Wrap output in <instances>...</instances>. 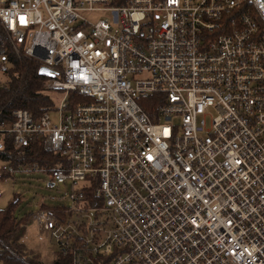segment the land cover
Masks as SVG:
<instances>
[{"label":"built area","instance_id":"1","mask_svg":"<svg viewBox=\"0 0 264 264\" xmlns=\"http://www.w3.org/2000/svg\"><path fill=\"white\" fill-rule=\"evenodd\" d=\"M9 51L57 107L5 117ZM0 134L61 158L71 264H264V1L0 0Z\"/></svg>","mask_w":264,"mask_h":264},{"label":"trees","instance_id":"2","mask_svg":"<svg viewBox=\"0 0 264 264\" xmlns=\"http://www.w3.org/2000/svg\"><path fill=\"white\" fill-rule=\"evenodd\" d=\"M127 0H114L115 4H124ZM9 68L7 72L8 86L1 93L2 108L5 117L10 118L13 109L22 108L33 115L52 107V93L45 88L48 76L39 72V63L32 58L16 57L8 52ZM57 153H48L37 142H31L19 153L10 136L0 134V161H8L16 166L23 163H36L39 169L48 172L58 160ZM2 175L1 178H5ZM20 198L15 195L5 208H0V263L4 264H46L40 257L28 251L21 241L26 225L31 220V214L17 218L13 209L19 204ZM42 208H60L58 205H41ZM51 264H70V256L60 251L55 253Z\"/></svg>","mask_w":264,"mask_h":264},{"label":"rangeland","instance_id":"3","mask_svg":"<svg viewBox=\"0 0 264 264\" xmlns=\"http://www.w3.org/2000/svg\"><path fill=\"white\" fill-rule=\"evenodd\" d=\"M55 99L52 107H57L62 90L51 92ZM52 119L55 121L53 115ZM8 177V178H7ZM0 179V208H5L17 195L20 198L19 204L13 209L17 218L27 214L35 213L42 208L41 205H63L68 204V190L63 184L49 185V174L39 168H28L24 171H17L14 175ZM28 251L35 253L40 260L51 264L58 249L48 231L37 227L32 220L26 225V230L21 238ZM62 254V253H61ZM4 264V263H0ZM71 264V259H70Z\"/></svg>","mask_w":264,"mask_h":264},{"label":"water","instance_id":"4","mask_svg":"<svg viewBox=\"0 0 264 264\" xmlns=\"http://www.w3.org/2000/svg\"><path fill=\"white\" fill-rule=\"evenodd\" d=\"M263 1H264V0H263ZM39 72H40L41 74H44V75L48 76V77H51V76H52V72H51L48 68H46V67H44V66H41V67L39 68Z\"/></svg>","mask_w":264,"mask_h":264},{"label":"bare ground","instance_id":"5","mask_svg":"<svg viewBox=\"0 0 264 264\" xmlns=\"http://www.w3.org/2000/svg\"><path fill=\"white\" fill-rule=\"evenodd\" d=\"M8 178V177H7Z\"/></svg>","mask_w":264,"mask_h":264},{"label":"crops","instance_id":"6","mask_svg":"<svg viewBox=\"0 0 264 264\" xmlns=\"http://www.w3.org/2000/svg\"><path fill=\"white\" fill-rule=\"evenodd\" d=\"M55 256V255H54Z\"/></svg>","mask_w":264,"mask_h":264}]
</instances>
